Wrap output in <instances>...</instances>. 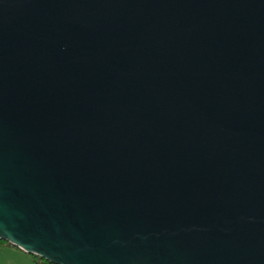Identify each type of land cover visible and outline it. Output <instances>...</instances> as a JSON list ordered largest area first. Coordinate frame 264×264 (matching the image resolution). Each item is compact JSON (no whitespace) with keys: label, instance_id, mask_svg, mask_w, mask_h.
I'll return each instance as SVG.
<instances>
[{"label":"water","instance_id":"obj_1","mask_svg":"<svg viewBox=\"0 0 264 264\" xmlns=\"http://www.w3.org/2000/svg\"><path fill=\"white\" fill-rule=\"evenodd\" d=\"M0 241L264 264V0H0Z\"/></svg>","mask_w":264,"mask_h":264},{"label":"rangeland","instance_id":"obj_2","mask_svg":"<svg viewBox=\"0 0 264 264\" xmlns=\"http://www.w3.org/2000/svg\"><path fill=\"white\" fill-rule=\"evenodd\" d=\"M0 264H38L35 256L10 244L0 245Z\"/></svg>","mask_w":264,"mask_h":264},{"label":"trees","instance_id":"obj_3","mask_svg":"<svg viewBox=\"0 0 264 264\" xmlns=\"http://www.w3.org/2000/svg\"><path fill=\"white\" fill-rule=\"evenodd\" d=\"M9 244V243H7V242H5V241H0V245L1 244ZM35 260L37 261V263L38 264H52V263H50V262H48V261H46V260H43V259H41V258H39V257H36L35 256Z\"/></svg>","mask_w":264,"mask_h":264}]
</instances>
